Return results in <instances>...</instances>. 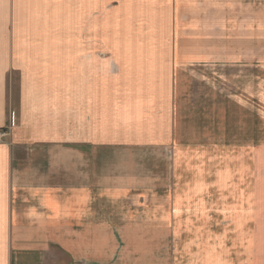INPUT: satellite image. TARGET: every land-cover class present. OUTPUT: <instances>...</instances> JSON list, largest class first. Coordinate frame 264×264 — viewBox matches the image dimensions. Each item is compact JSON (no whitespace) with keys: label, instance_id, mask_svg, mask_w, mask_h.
Instances as JSON below:
<instances>
[{"label":"crops","instance_id":"crops-1","mask_svg":"<svg viewBox=\"0 0 264 264\" xmlns=\"http://www.w3.org/2000/svg\"><path fill=\"white\" fill-rule=\"evenodd\" d=\"M102 1L100 12V0H0V130L11 135L0 143V264H239L210 191L179 189L176 128L192 109L179 101L178 57L258 69V47L236 41L264 31V0H221L224 30L207 24L203 0ZM121 5L134 31L147 28V45L109 42L111 29L127 31L109 19ZM192 24L202 44L186 48L180 35ZM221 32L224 46L208 36ZM135 71L146 78H130Z\"/></svg>","mask_w":264,"mask_h":264},{"label":"rangeland","instance_id":"rangeland-1","mask_svg":"<svg viewBox=\"0 0 264 264\" xmlns=\"http://www.w3.org/2000/svg\"><path fill=\"white\" fill-rule=\"evenodd\" d=\"M207 1H209L207 4L204 0L199 4L202 7L200 9L208 11L207 24L218 27L217 30H224L227 25L223 18L216 16V13L224 11L228 13V9L221 6V0ZM107 4L108 2L100 0V12L106 11ZM185 8L184 6L180 11ZM124 9L121 5L110 11L112 13L109 19H115L118 26L127 31L110 27L109 32L112 37L109 42L115 48H138L147 45L151 40L149 34H146L147 28L137 26L141 31L139 33L134 31L132 22H130L133 19L126 20L127 16L123 15ZM137 10L135 8L129 10L128 15H132V12L137 15ZM124 18L126 21H123ZM206 18L204 16V19ZM110 20L108 21L106 14L100 15V22L103 23L100 28L105 30L100 34L104 36L106 42ZM201 21L202 18L200 23L198 22L199 29ZM238 25H242L243 31L245 27H249V24L245 22ZM197 29L198 25L192 24L188 35L186 31L184 36L180 35L179 43L186 48H191L188 46L190 43L202 44V36L198 39L194 33ZM259 31L255 32L254 37L251 36L250 31L249 33L240 32L241 40L238 38L236 41V44L241 41V44L258 47L259 52L256 57L258 69L250 64L241 67L224 65L225 62H221L223 64L210 62L211 59L204 61L203 57L197 55L191 57L186 53L178 57L179 101L184 102L183 105L188 106L189 110L192 109L188 113L189 117L179 120L181 123H178L176 128L177 139L181 141L178 146L180 165L176 172L179 177V189H186L188 185H194L192 188L194 189L199 183L201 188L199 186L198 188L210 191L205 195L210 197L206 198V201L210 206L220 208L219 211L217 210L219 218H216V222L226 227L225 231L220 232L224 238L226 237L227 254L235 261L242 260L241 264H264V31L261 24ZM135 33L138 36L136 39L132 36ZM218 34L222 32L208 33V36H214L217 41L220 38L217 37ZM207 38L205 36L206 42H208ZM219 40L224 46L225 39L220 38ZM229 41L233 44L234 40H229L228 37V44ZM67 45H73L72 38L67 39ZM225 57L229 60L231 54L228 53L226 56L221 54L216 58ZM236 57L239 58V55ZM117 67L116 64L115 72L118 71ZM149 73L150 76L147 75L150 79H155V74L158 76L164 74L163 71ZM140 74L141 71H135V75L129 77L142 78L145 75L143 73L140 76ZM192 84L195 86L194 90L188 87ZM252 88L253 90L257 88V93L254 91L251 93ZM14 102L15 99L11 98L9 123L12 129L18 125V120L14 119V113H18ZM67 116L73 118V110H68ZM180 127L183 130L179 131ZM180 132L184 134L179 135ZM10 136V131H7L4 141ZM164 153L171 158L176 154L175 148L165 149ZM52 154L53 157L55 154L57 157V151H52ZM70 169L68 167V178ZM99 170L101 175L108 173L107 167L99 168ZM68 184L74 185L69 179ZM200 201L203 199L197 200L196 203Z\"/></svg>","mask_w":264,"mask_h":264},{"label":"built area","instance_id":"built-area-1","mask_svg":"<svg viewBox=\"0 0 264 264\" xmlns=\"http://www.w3.org/2000/svg\"><path fill=\"white\" fill-rule=\"evenodd\" d=\"M7 131L8 130H5V129L0 130V143L4 142V137L7 135Z\"/></svg>","mask_w":264,"mask_h":264}]
</instances>
